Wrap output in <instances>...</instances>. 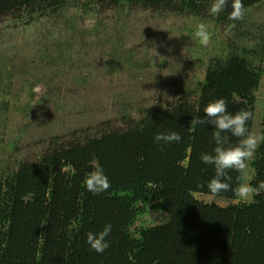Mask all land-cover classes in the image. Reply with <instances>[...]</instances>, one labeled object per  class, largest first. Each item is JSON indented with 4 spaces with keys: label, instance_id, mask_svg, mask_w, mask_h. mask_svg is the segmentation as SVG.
Wrapping results in <instances>:
<instances>
[{
    "label": "trees",
    "instance_id": "obj_1",
    "mask_svg": "<svg viewBox=\"0 0 264 264\" xmlns=\"http://www.w3.org/2000/svg\"><path fill=\"white\" fill-rule=\"evenodd\" d=\"M264 0H242L245 9ZM77 0H0V19L13 13L46 16L75 7ZM213 0H81L87 10L101 5L119 8L141 5L156 12L200 16ZM232 0L217 15L230 24ZM264 70L244 53L212 58L194 101L179 100L171 109L148 108L143 118L102 136L55 146L37 161L0 171V264H264V192L250 203L220 207L196 194L213 196L207 183L215 175L201 161L213 153L211 124H192L204 118V108L219 98L228 112H254L253 94ZM253 120L248 122L251 132ZM264 134V118L262 122ZM177 132L180 143H157V133ZM228 136L227 146L239 138ZM95 165L104 169L111 187L94 195L83 181ZM250 183L264 181V143L249 162ZM235 188L240 174L230 171ZM203 185V186H201ZM218 198L238 199L231 191ZM153 201L152 203H150ZM167 215L160 225L133 227L146 214V205ZM144 207V208H143ZM110 247L99 254L86 242L107 224Z\"/></svg>",
    "mask_w": 264,
    "mask_h": 264
},
{
    "label": "rangeland",
    "instance_id": "obj_2",
    "mask_svg": "<svg viewBox=\"0 0 264 264\" xmlns=\"http://www.w3.org/2000/svg\"><path fill=\"white\" fill-rule=\"evenodd\" d=\"M80 2L43 17L0 19V171L37 161L55 146L126 130L148 108L196 100L212 58L236 51L264 70V1L230 22L229 36L228 24L209 11L196 17L141 5L87 10ZM199 22L212 34L207 47L194 37ZM253 96L251 132L261 134L264 74ZM253 175L249 165L243 182ZM196 197L220 207L252 201ZM145 209L133 231L166 221L165 213Z\"/></svg>",
    "mask_w": 264,
    "mask_h": 264
},
{
    "label": "clouds",
    "instance_id": "obj_3",
    "mask_svg": "<svg viewBox=\"0 0 264 264\" xmlns=\"http://www.w3.org/2000/svg\"><path fill=\"white\" fill-rule=\"evenodd\" d=\"M227 4L228 0H213L209 8V14L212 16L218 15L225 10ZM231 7L232 11L228 19L230 21L244 20L246 9L242 0H232ZM234 28L235 23L226 25L224 35L229 36ZM194 37L200 45L207 47L212 39L209 26L204 22L197 23ZM204 114V118L191 123L211 124L214 128L212 138L216 146L213 153H203L200 156L203 163L212 165L215 169V175L207 183L208 191L213 196L231 191L242 202H247L255 195L264 192V181L259 182L256 187L248 182H240L233 188L231 184L232 177L229 175L230 171H236L240 174V180H245L249 162L255 158L256 151L261 143H264V134L249 131L248 122L254 119L253 112L241 109L239 112L231 114L228 112L226 100L219 98L210 102L204 108ZM225 133L238 137L239 143L235 146L226 147L228 136ZM154 139L157 143L163 142L165 144L180 143L182 141L181 135L177 132L157 133ZM83 184L94 195L107 192L111 187V182L104 169L95 164L93 170L85 177ZM111 231L112 225L109 223L98 233H87L86 242L91 250L103 254L110 247L107 237Z\"/></svg>",
    "mask_w": 264,
    "mask_h": 264
}]
</instances>
